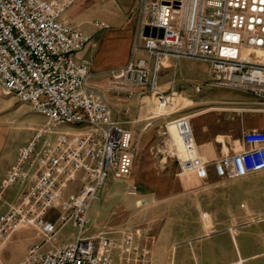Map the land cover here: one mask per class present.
Instances as JSON below:
<instances>
[{"label":"built area","instance_id":"built-area-1","mask_svg":"<svg viewBox=\"0 0 264 264\" xmlns=\"http://www.w3.org/2000/svg\"><path fill=\"white\" fill-rule=\"evenodd\" d=\"M146 14L128 63L110 71L118 87L146 88L160 106L174 96L159 88L160 63L165 58L205 61L210 81L226 88L259 95L264 90V0H140ZM74 0H0V89L47 119L48 125H69L76 131L36 132L19 146L14 164L0 183V191L27 184L17 203L0 213V246L25 226L42 238L30 246L28 264H117L113 252H125V264H143L147 251L134 244L137 234L127 230L122 245L108 233H89L93 200L100 198L110 176L129 178L136 157L132 132L113 117L100 91L91 84L90 64L74 57L90 35L59 20ZM162 29V36H144V26ZM150 55V63L135 57ZM257 52L261 59L243 54ZM170 99V100H169ZM181 141L176 155L181 170L206 179L211 164L221 179H238L264 170V132L243 133L244 148L213 162L199 154L190 117L169 122ZM81 186L67 192L74 176ZM137 193L134 184L129 194ZM51 212L55 218L51 219ZM203 218L207 214L203 213ZM255 220H264L257 214ZM76 228L73 241L43 249L67 223ZM135 258L131 260L130 256Z\"/></svg>","mask_w":264,"mask_h":264},{"label":"rangeland","instance_id":"rangeland-1","mask_svg":"<svg viewBox=\"0 0 264 264\" xmlns=\"http://www.w3.org/2000/svg\"><path fill=\"white\" fill-rule=\"evenodd\" d=\"M136 57L148 60V56L140 52L136 53ZM165 69L168 70L164 72L162 69L158 74L161 82V74L169 75L171 67ZM177 71V77H183L185 86L179 85L175 88L174 96L166 106L159 105L156 94L134 84L118 87L110 77L106 79L103 87L94 85L98 83L96 79L91 82L113 110L114 118L133 131L136 157L131 176L121 179L110 176L100 198L92 201L88 232H106L120 246L125 231H136L134 244L147 251L143 264H149L150 254L154 248L156 250L157 244L167 241L171 224L174 225V235L168 239V244L175 237L177 240H184L185 236L196 234L202 226L207 234L206 227L209 225L200 221L203 211L218 217L236 214L240 211L239 202L245 200L252 210L258 209L260 215L264 214L260 197L264 175H259L263 171L253 173L258 174L255 175L257 187L249 197H243L248 194L245 187L227 183L234 180H219L217 185L208 189L205 188L206 183L194 179L191 173L180 169L176 155H181V149L169 130V122L178 116L188 115L187 105L195 98V84L202 85V92L197 93L198 95L215 97L224 91L221 90L223 88L207 83L212 73L205 61L187 58L180 62ZM166 80L165 78L164 81ZM198 121V118L194 120L196 123ZM0 128L5 136V156L38 131L49 129L47 133L53 139L58 134H72L76 131L74 127L65 124L48 125L47 119L36 113L30 104L19 101L14 95L5 94L1 89ZM130 184L136 186L135 195L129 194ZM80 186L81 174L77 173L69 183L67 192H76ZM17 188V185H13L4 190V193L0 191V194L3 193L0 197V212L7 204L12 203ZM51 215V219H54L55 213L51 212ZM75 234L76 228L69 222L58 231L54 240L45 242L42 247L45 250L54 245L71 242ZM41 242L42 238L33 228H20L8 242L1 244L0 264H28L26 257L30 246ZM157 248L159 252L160 245ZM113 256L117 264H125V252L116 249ZM130 258L132 260L135 257L131 255Z\"/></svg>","mask_w":264,"mask_h":264},{"label":"crops","instance_id":"crops-1","mask_svg":"<svg viewBox=\"0 0 264 264\" xmlns=\"http://www.w3.org/2000/svg\"><path fill=\"white\" fill-rule=\"evenodd\" d=\"M139 1L74 0L73 5L59 16L61 22L90 35L89 42L81 50L75 51L73 55L77 59L89 62L91 82L93 79L98 81L94 83L95 86L103 87L110 71L124 67L131 59L132 47L138 40L140 27L146 18V14L140 9ZM138 52L148 56V60L144 59L150 63L149 54L142 50ZM243 54L261 59L257 52L243 51ZM185 59L187 58L161 60L159 71L163 69L165 72L168 70L165 68L171 67L168 71L169 75L162 76L161 74L162 82L159 80V88H166L161 89L162 91H170L173 77L174 92L177 86H185L183 77H177V68ZM209 70H211L210 66ZM165 78L166 81H164ZM207 83L217 86L210 80ZM217 87L223 88L221 90L224 92H220L215 97H208L207 94L198 95L197 93L202 92V85L195 84V98L191 99V103L187 105V113L198 152L205 161L210 163L226 153L244 148L242 137L245 131L264 132V90L256 95L243 89ZM196 118L199 119L198 123L194 122ZM131 132L133 135V131ZM5 145L4 131L0 128V183L7 170L14 164L19 148V146L15 147L9 155L5 156L3 152ZM191 174L194 179L206 183L205 188L208 189L217 185L219 180H234L227 183L245 187L248 194L243 197H249L252 190L257 187L255 175L258 174L251 173L238 179H221L216 176L211 164L208 166L206 179H198L193 173ZM259 175H264V170ZM26 187L27 184L18 186L15 197H12L13 204H7L3 211L17 203ZM261 190H263L260 196L261 205L264 206V186ZM224 194L225 190L223 198ZM239 207V214H224L222 217L208 211L201 212L200 221L202 224L209 225L206 227L207 234L202 226L196 234L187 235L184 240L183 238L177 240L178 238L175 237L176 239L168 244V239L173 238L174 235V225L171 224L172 229L167 241L155 246L157 251L155 248L152 250L149 264H264V220H255L258 209L252 210L253 208L248 206L247 201L241 200ZM203 213L207 214V218H203ZM159 245L161 249L158 252Z\"/></svg>","mask_w":264,"mask_h":264},{"label":"water","instance_id":"water-1","mask_svg":"<svg viewBox=\"0 0 264 264\" xmlns=\"http://www.w3.org/2000/svg\"><path fill=\"white\" fill-rule=\"evenodd\" d=\"M162 29H158V30H156L155 28H150L149 26H144V28H143V35L144 36H155V35H157V36H159V37H161L162 36Z\"/></svg>","mask_w":264,"mask_h":264},{"label":"bare ground","instance_id":"bare-ground-1","mask_svg":"<svg viewBox=\"0 0 264 264\" xmlns=\"http://www.w3.org/2000/svg\"><path fill=\"white\" fill-rule=\"evenodd\" d=\"M169 130H170V132L172 133V135L174 136V141H175V143H176V145L178 146V148H180V149H182L181 148V141H180V139L177 137V135H176V133H175V131H174V129H173V127L170 125L169 126ZM168 139H170V138H168ZM173 143V142H172ZM173 146V145H172ZM179 152V151H178ZM176 154V153H175Z\"/></svg>","mask_w":264,"mask_h":264}]
</instances>
